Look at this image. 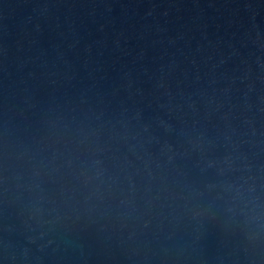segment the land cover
<instances>
[{"label": "water", "instance_id": "1", "mask_svg": "<svg viewBox=\"0 0 264 264\" xmlns=\"http://www.w3.org/2000/svg\"><path fill=\"white\" fill-rule=\"evenodd\" d=\"M0 264H264V0H0Z\"/></svg>", "mask_w": 264, "mask_h": 264}]
</instances>
